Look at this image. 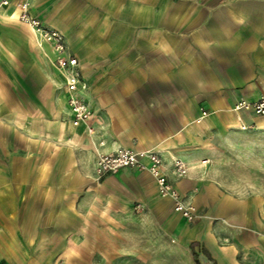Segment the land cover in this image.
Returning a JSON list of instances; mask_svg holds the SVG:
<instances>
[{"label":"crops","instance_id":"0c3cea01","mask_svg":"<svg viewBox=\"0 0 264 264\" xmlns=\"http://www.w3.org/2000/svg\"><path fill=\"white\" fill-rule=\"evenodd\" d=\"M17 1L0 4V264H264V182L231 183L222 162L264 134L235 106L264 95V0H30L78 59V125ZM120 147L157 152L194 216L148 171L98 176Z\"/></svg>","mask_w":264,"mask_h":264},{"label":"built area","instance_id":"2783aa9c","mask_svg":"<svg viewBox=\"0 0 264 264\" xmlns=\"http://www.w3.org/2000/svg\"><path fill=\"white\" fill-rule=\"evenodd\" d=\"M1 5H7L8 0H1ZM30 0H18L16 8L19 21L27 24L38 43L49 44L54 57L52 63L62 73L64 85L67 92V102L71 111V123L78 125L86 122L91 116V109L87 102L79 95L81 83L80 71L77 57L69 52L66 47L63 34L54 28L44 24L39 18L32 16L29 12ZM236 108H252L256 113L264 114V95L252 103L240 101ZM204 113V112H203ZM87 131L92 132L93 127L88 125ZM173 172L176 176H184L187 173L186 164L179 158H173ZM130 167L138 170L148 171L156 182L160 195L170 196L174 201V210L180 212L183 217L191 219L194 209L185 203L177 189L168 180L162 168L161 156L152 150L134 151L120 147L111 152H101L96 159V172L98 176L115 173L121 168Z\"/></svg>","mask_w":264,"mask_h":264},{"label":"rangeland","instance_id":"374dc122","mask_svg":"<svg viewBox=\"0 0 264 264\" xmlns=\"http://www.w3.org/2000/svg\"><path fill=\"white\" fill-rule=\"evenodd\" d=\"M248 139L237 142L222 162L229 182L255 187L264 182V134Z\"/></svg>","mask_w":264,"mask_h":264}]
</instances>
